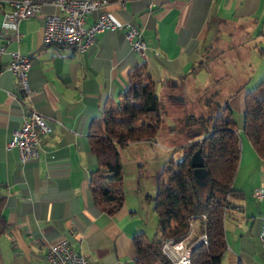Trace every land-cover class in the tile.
<instances>
[{
  "label": "crops",
  "instance_id": "0c3cea01",
  "mask_svg": "<svg viewBox=\"0 0 264 264\" xmlns=\"http://www.w3.org/2000/svg\"><path fill=\"white\" fill-rule=\"evenodd\" d=\"M34 1L36 14L19 22L21 39L5 43L0 38L5 45L0 55V215L5 220L0 264H48V246L63 238L94 264H135L132 235L144 232L147 224L139 214L141 200L125 196L113 214L94 202L89 177L97 161L89 145L90 120L120 98L137 64L145 63L157 94L163 85L182 93L192 86L191 76L209 72L208 61L220 74L238 75L236 65L249 75L237 79L239 89L228 99L232 116L238 111L233 118L239 160L233 191L225 200L221 264H264L257 236L264 197L252 195L256 187L264 190V159L242 131L245 93L264 78V0H109L103 11L116 22L140 28L146 55L131 50L124 28L96 32L82 53L45 44L44 17L56 8L53 0ZM10 8L0 0V22ZM99 14L88 13L85 25ZM13 50L31 58L32 102L49 125L39 156L26 163L8 146L21 123V108L12 96L18 87L7 67ZM201 62L206 67L195 69ZM185 80L186 88L180 85Z\"/></svg>",
  "mask_w": 264,
  "mask_h": 264
},
{
  "label": "trees",
  "instance_id": "16d2710c",
  "mask_svg": "<svg viewBox=\"0 0 264 264\" xmlns=\"http://www.w3.org/2000/svg\"><path fill=\"white\" fill-rule=\"evenodd\" d=\"M202 63L195 69L206 67ZM216 95L217 92H211L201 100L202 107H214L205 117L204 135L186 141L188 144L181 157L178 160L169 157L157 175L153 196L156 231L152 240H148L143 231L132 235L135 264H171L162 253V241L167 237L182 238L190 223L195 226L193 238L203 233L207 245H195L188 264H221L226 250L225 200L233 191L239 145L228 104L232 94L215 100ZM244 104L242 131L256 154L264 159V78L246 91ZM163 123L161 97L154 89L145 63L141 62L132 68L129 84L120 98L108 103L88 126L89 145L97 161V167L90 172L89 188L94 202L106 213L119 210L125 197L120 150L131 142L154 141ZM197 148H200L206 174L204 186L195 183L189 161ZM4 225L5 220L0 215V230Z\"/></svg>",
  "mask_w": 264,
  "mask_h": 264
},
{
  "label": "built area",
  "instance_id": "2783aa9c",
  "mask_svg": "<svg viewBox=\"0 0 264 264\" xmlns=\"http://www.w3.org/2000/svg\"><path fill=\"white\" fill-rule=\"evenodd\" d=\"M10 10L4 12L0 22V38L5 43L14 39H21L19 22L34 16L39 5L34 0H6ZM109 0H53L56 11L48 13L44 17L42 26V38L46 44L65 45L76 53H82L94 41V35L102 29L124 28V36L128 40L133 51L146 54V45L141 37L140 28L131 22L119 23L103 11ZM100 11L99 16L90 24L85 25V17L88 13ZM5 52V45H0V55ZM155 53H157L155 51ZM8 69L15 75L18 93L12 94L21 108V123L14 130L8 142L9 147H15L18 159L26 163L36 159L41 150L44 135L48 133L49 126L38 113L32 102L35 90L28 82V72L31 67V58L16 50L10 51ZM53 157V154H50ZM252 195L258 200L264 197V190L256 187ZM195 226L189 224L187 233L180 239L172 237L164 238L161 244L162 253L171 264H186V251L192 250L194 244L202 240L201 233L193 238ZM257 236L264 257V215L260 218ZM45 258L48 264H94L91 258L75 251L70 242L63 238L50 244Z\"/></svg>",
  "mask_w": 264,
  "mask_h": 264
},
{
  "label": "rangeland",
  "instance_id": "374dc122",
  "mask_svg": "<svg viewBox=\"0 0 264 264\" xmlns=\"http://www.w3.org/2000/svg\"><path fill=\"white\" fill-rule=\"evenodd\" d=\"M208 64L209 72L191 76L189 85L192 84V86L182 93H176L178 90L171 92L167 90L166 85L158 91L161 97L164 123L154 141L131 142L120 150L124 196L131 200L137 198L141 200L142 207L139 214L147 222L144 232L148 240L153 239L156 231L153 196L156 192L157 175L169 157L172 156L174 160L181 157L183 149L188 144L186 141L201 138L205 133V117L214 107H202L203 96L217 92L215 100L224 99L228 94L236 92L239 87L236 85L238 80L244 79L245 81L249 76L245 74L246 70L242 69V74L236 70L235 63L233 72L238 75L220 74L222 70L213 67L216 64L209 61ZM188 83L189 80L180 81V85L184 88ZM205 88H207L206 93ZM178 95L182 97V100L172 99V96ZM237 112L234 111V118Z\"/></svg>",
  "mask_w": 264,
  "mask_h": 264
},
{
  "label": "water",
  "instance_id": "95a60500",
  "mask_svg": "<svg viewBox=\"0 0 264 264\" xmlns=\"http://www.w3.org/2000/svg\"><path fill=\"white\" fill-rule=\"evenodd\" d=\"M181 96H172L174 100H182ZM190 165L193 168V178L196 184L206 183L203 178L206 180L205 169L203 167L202 155L200 153V148L194 150L190 156ZM199 182V183H198ZM201 186V185H200Z\"/></svg>",
  "mask_w": 264,
  "mask_h": 264
},
{
  "label": "bare ground",
  "instance_id": "6f19581e",
  "mask_svg": "<svg viewBox=\"0 0 264 264\" xmlns=\"http://www.w3.org/2000/svg\"><path fill=\"white\" fill-rule=\"evenodd\" d=\"M103 30V29H102ZM141 31V30H140ZM98 32V31H97ZM123 33H124V31H123ZM96 34V33H95ZM95 36V35H94ZM125 37V36H124ZM141 37H142V34H141ZM126 39V38H125ZM127 40V39H126ZM143 40V39H142ZM128 41V40H127ZM46 44V43H45ZM54 45H56V44H54ZM65 46V45H64ZM88 48V47H87ZM86 48V49H87ZM131 48V47H130ZM146 49H147V47H146ZM146 49H145V53H146ZM132 50V49H131ZM84 52V51H83ZM136 52V51H135ZM140 55H144V54H140ZM146 55V54H145ZM7 67H8V65H7ZM31 68V67H30ZM29 73V72H28ZM42 116V115H41ZM43 117V116H42ZM44 118V117H43ZM45 120V119H44ZM46 122V121H45ZM47 123V122H46ZM49 126V125H48ZM17 150V149H16ZM33 161V160H32ZM204 235V234H203ZM202 235V236H203ZM199 245V244H203V245H207V240H206V237L205 236H203L202 237V240H199V241H197L195 244H194V246L195 245ZM190 254H191V250H187L186 251V264H188V261H189V258H190Z\"/></svg>",
  "mask_w": 264,
  "mask_h": 264
}]
</instances>
